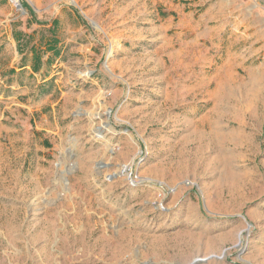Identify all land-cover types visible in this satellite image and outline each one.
<instances>
[{
    "label": "rangeland",
    "instance_id": "obj_1",
    "mask_svg": "<svg viewBox=\"0 0 264 264\" xmlns=\"http://www.w3.org/2000/svg\"><path fill=\"white\" fill-rule=\"evenodd\" d=\"M0 169V264H264V0H0Z\"/></svg>",
    "mask_w": 264,
    "mask_h": 264
},
{
    "label": "bare ground",
    "instance_id": "obj_2",
    "mask_svg": "<svg viewBox=\"0 0 264 264\" xmlns=\"http://www.w3.org/2000/svg\"><path fill=\"white\" fill-rule=\"evenodd\" d=\"M72 4H74L75 5V3H73L72 2ZM95 28L96 29H98V30H101V29H99V27L97 26V25H95ZM119 43L117 42V41H114V42H110V45H109V49H108V52H107V57L109 58V57H112V55H113V52H114V49L115 48H119ZM106 67H107V65H105ZM224 71L225 70H227L225 67H224V69H223ZM89 74L88 73H85V76H88ZM96 102H100V98H97L96 99ZM95 116H98L99 117V114H96V115H89V117H90V119L92 120V118H94ZM105 126H106V124H105ZM109 127V126H108ZM4 153V152H3ZM1 158H3V157H1ZM1 170V169H0ZM119 174L120 175H122V176H124V175H128V173H127V169H126V167L125 168H123V170L121 171V172H119ZM242 238V237H241ZM240 238V240H239V244L237 245L238 247L237 248H239V250H240V252H243L245 249H246V241L245 240H242ZM216 257V256H215ZM208 259H210L209 257H208ZM216 260H221V259H223V258H220V256H217L216 258H215Z\"/></svg>",
    "mask_w": 264,
    "mask_h": 264
},
{
    "label": "water",
    "instance_id": "obj_3",
    "mask_svg": "<svg viewBox=\"0 0 264 264\" xmlns=\"http://www.w3.org/2000/svg\"><path fill=\"white\" fill-rule=\"evenodd\" d=\"M194 263H195V261H194Z\"/></svg>",
    "mask_w": 264,
    "mask_h": 264
}]
</instances>
